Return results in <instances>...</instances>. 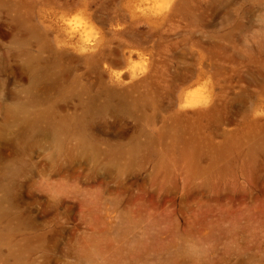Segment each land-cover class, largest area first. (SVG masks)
Returning a JSON list of instances; mask_svg holds the SVG:
<instances>
[{
	"label": "rangeland",
	"instance_id": "374dc122",
	"mask_svg": "<svg viewBox=\"0 0 264 264\" xmlns=\"http://www.w3.org/2000/svg\"><path fill=\"white\" fill-rule=\"evenodd\" d=\"M0 264H264V0H0Z\"/></svg>",
	"mask_w": 264,
	"mask_h": 264
}]
</instances>
